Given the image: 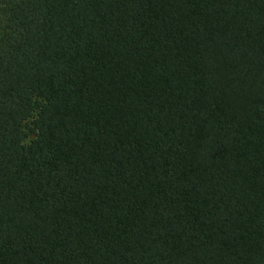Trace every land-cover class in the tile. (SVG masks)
Listing matches in <instances>:
<instances>
[{
    "label": "trees",
    "instance_id": "obj_1",
    "mask_svg": "<svg viewBox=\"0 0 264 264\" xmlns=\"http://www.w3.org/2000/svg\"><path fill=\"white\" fill-rule=\"evenodd\" d=\"M0 264H264V0H0Z\"/></svg>",
    "mask_w": 264,
    "mask_h": 264
}]
</instances>
